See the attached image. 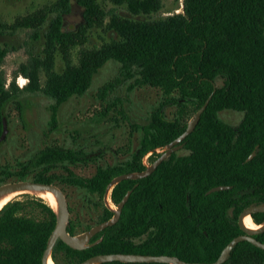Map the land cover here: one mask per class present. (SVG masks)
Masks as SVG:
<instances>
[{
    "label": "trees",
    "instance_id": "trees-1",
    "mask_svg": "<svg viewBox=\"0 0 264 264\" xmlns=\"http://www.w3.org/2000/svg\"><path fill=\"white\" fill-rule=\"evenodd\" d=\"M109 1L115 7L107 9L100 0H76L84 21L71 31L64 29V19L71 12L72 0H56L17 16L12 23L0 20V34L27 30L35 40L44 38L43 55H31L9 84L2 64L10 49L0 47V135L2 112L6 113L8 105L14 103L23 116L25 92H43L53 100L51 122L56 124L60 107L84 96L100 70L116 62L119 74L116 81L101 87L102 99L120 84H126L128 92L144 86L161 92L147 120L133 126L140 133L133 151V162L139 166L101 165L92 177H82L70 167L98 158H88L93 152L49 145L26 161L18 160V171L0 167L5 176L0 184L11 177L28 179L34 173L35 181H60L76 187L87 202L97 195L103 198L114 177L145 169L142 156L181 135L190 117L213 93L214 83L223 79L195 130L185 139L190 153L198 156L185 160L194 166L176 173L162 164L145 178L121 181L111 192L115 204L133 190L119 221L97 234L92 247L77 250L58 240L52 252L55 261L61 256L64 264L108 253L214 262L234 237L243 234L238 226L241 211L264 202V0H184L183 13L158 19L150 15L162 8V0ZM116 7L125 8L128 14ZM95 30L115 36L91 44ZM57 57L64 62L62 71L56 70ZM19 75L28 78L26 86L17 85ZM167 106L176 108L172 119L162 112ZM226 108L244 112L238 125L220 118L219 111ZM256 146L259 151L247 160ZM57 169L63 173L57 175ZM220 185L232 188L207 193ZM28 208L29 202L15 200L0 211V264H42L55 214L39 200L32 208L43 217L19 215ZM112 216L113 211L105 207L99 222ZM253 219L263 223L264 212L254 214ZM76 227L70 220L68 231L74 234ZM256 238L264 242V232ZM223 264H264V249L242 241Z\"/></svg>",
    "mask_w": 264,
    "mask_h": 264
},
{
    "label": "rangeland",
    "instance_id": "rangeland-1",
    "mask_svg": "<svg viewBox=\"0 0 264 264\" xmlns=\"http://www.w3.org/2000/svg\"><path fill=\"white\" fill-rule=\"evenodd\" d=\"M54 1L56 0H0V20L12 23L17 16L33 12ZM100 1L107 9L115 7L109 0ZM116 8L119 12L128 14L125 8ZM183 12L184 0H162V8L150 15V18L158 19ZM83 21L82 7L77 4L76 0H72L71 12L64 19V29L67 31L76 30L83 24ZM114 36L113 33L95 30L91 35V44L108 41ZM0 47L10 49L2 64V70L6 75L7 84H9L20 65L27 62L31 55H43L44 38L35 40L27 30L1 33ZM77 57L78 51L75 50L74 58ZM63 68L62 58L57 57L56 70L62 71ZM119 71L120 64L108 63L95 76L91 88L84 96L72 98L60 107L56 124L51 122L53 100L43 92L24 93L21 101L23 116H20V109L14 103L8 105L6 116L9 131L6 141L0 147V167L8 168L12 172L18 171V160L26 161L49 145L82 148L88 154L103 150L100 157L92 161H80L70 167L77 175L92 177L98 166L113 163L115 159L132 153L137 148L140 138V133L134 130L133 126L147 120L151 109L159 103L161 92L150 86L128 92L127 85L120 84L105 99H102L99 95L101 87L108 82L116 81ZM28 82V78L24 75L16 77L19 87L26 86ZM222 82L219 79L216 85L220 86ZM175 109V107H168L166 115L172 118ZM219 116L231 125L239 124L243 118L241 113L232 110H223ZM55 173L61 175L63 170L57 169ZM33 177L34 173L28 179L32 180ZM16 180H18L16 177H11L5 182ZM56 183L66 194L71 210L70 220L76 224V231L82 232L88 227L96 225L104 208L107 207L105 198L97 195L87 202L84 194L76 187L60 181H56ZM15 200L29 202L30 208L27 213L36 217H43L42 212L32 208L37 207L39 200L51 207L48 201L30 193H21L10 202ZM108 204L116 209L111 193L108 197ZM229 214L231 218L235 217L233 210H230ZM57 261L53 258L55 264H64L61 256L57 257Z\"/></svg>",
    "mask_w": 264,
    "mask_h": 264
},
{
    "label": "water",
    "instance_id": "water-1",
    "mask_svg": "<svg viewBox=\"0 0 264 264\" xmlns=\"http://www.w3.org/2000/svg\"><path fill=\"white\" fill-rule=\"evenodd\" d=\"M217 89V85L214 83V91L208 97L206 102L202 105V107L189 119L185 131L177 137L174 141L168 143L163 148L162 155L151 165L147 166V168L140 172H129L124 173L119 176L113 178L110 183L107 185L104 198L107 203V207L113 211V216L103 222H100L93 227L89 228L88 230L78 233V234H71L67 227L70 222V209L68 200L66 197L65 192L57 183H45L39 182L30 179L24 180H16V181H9L5 182L0 185V198L11 194V193H25L28 191H40L45 194H49L54 199V205L51 206L54 214H55V226L52 230L48 241L46 249L42 255V264H48L49 259L53 261L52 252L58 240H62L68 246L73 249L83 250L89 247L94 246L96 242H90V240L102 232L109 226L115 225L122 214L123 208L127 203L132 190H129L122 200L116 204V209L111 208L108 204V197L109 194L112 192V189L121 181L123 180H139L151 175L158 165L167 158L172 152L176 151L177 149L181 148V142L184 141L196 128L197 124L200 121V118ZM2 133L0 135V147L4 144L7 138V134L9 131L7 116L5 111L2 112ZM259 151V146H256L254 151L250 154L247 160H251L257 152ZM231 186L227 185H220L211 188L207 193L231 189ZM4 208V207H3ZM264 212V202L259 204H254L251 206L246 207L241 211L238 216V226L242 230L243 234L234 237L222 250L220 256L217 258L216 261L211 263H202V262H187L185 260L180 259L177 256L172 255H151V254H136V253H108V254H98L87 258L84 261H81L77 264H103L113 261H118L122 263H167V264H223L228 259L229 255L231 254L232 250L236 247V245L242 241H249L256 247L264 249V242L258 240L256 235L264 232V222L261 224H256L253 219V215L256 213H263ZM250 216L253 222L258 225L259 227L256 229L248 228L244 220Z\"/></svg>",
    "mask_w": 264,
    "mask_h": 264
},
{
    "label": "flooded vegetation",
    "instance_id": "flooded-vegetation-1",
    "mask_svg": "<svg viewBox=\"0 0 264 264\" xmlns=\"http://www.w3.org/2000/svg\"><path fill=\"white\" fill-rule=\"evenodd\" d=\"M222 81H223V79H221ZM222 83H224V81L222 82ZM170 108V107H175V106H167V107H165L163 110H162V112L165 114V117L167 118V119H172V118H174V116H175V113H174V116L172 117V118H169L167 115H166V110H167V108ZM223 110H232V111H234V112H236V113H241L243 116H244V112L243 111H238V110H233V109H228V108H226V109H223ZM223 110H221V111H223ZM221 111H219V113L221 112ZM191 118V117H190ZM243 119V118H242ZM189 121V120H188ZM241 122V121H240ZM188 123V122H187ZM238 125V124H237ZM187 126V125H186ZM180 136V135H179ZM178 136V137H179ZM177 138V137H176ZM175 138V139H176ZM174 139V140H175ZM174 140H172V141H174ZM171 141V142H172ZM170 143V142H169ZM182 146H181V148H179V149H177L176 151H174V152H172L170 155H168L167 156V158L165 159V160H163L159 165H158V167L160 166V165H162V164H164V166L167 168V169H170V171L171 172H176V173H178V172H183L185 169H187V168H189V167H192V166H194V165H192V164H190V163H187L185 160L186 159H189V158H197L198 156H195V155H192L191 153H190V151H189V149L187 148V146H186V141L184 140V141H182L181 143H180ZM167 145V144H166ZM163 148H164V146L163 147H158V148H155V149H153V150H151L150 152H148L147 154H145L144 156H142L141 157V163L145 166V169L147 168V166H149V165H151L153 162H155L161 155H162V153H163ZM160 150H162L161 152H160ZM103 153V150H99V151H97V152H93L92 154H90L89 156H88V158H93V157H100L101 156V154ZM136 158V155L132 152V153H130L129 155H125L123 158H120V159H115L114 160V162L113 163H110V164H106V165H108V166H110V167H114V166H122V167H125V166H127V165H130V166H139V163L138 164H136V163H134L133 162V160ZM129 161H132L130 164H129ZM157 167V168H158ZM157 168H156V170H157ZM145 169H143V170H145ZM143 170H141V171H143ZM155 170V171H156ZM154 171V172H155ZM134 172H140V171H134ZM0 175H1V180H0V182L1 181H3V179H4V174H1L0 173ZM119 176V175H118ZM115 178V177H114ZM69 204V203H68ZM69 209H70V206H69ZM28 212V209L27 210H24V211H21V212H19V215H25V216H27V217H31V215L30 214H28L27 213ZM70 214H71V210H70ZM103 222V221H102ZM98 223H100L99 222V220H98ZM97 223V224H98ZM88 230V229H87ZM86 231V230H85ZM82 232H84V231H82ZM78 233H81V232H75L74 234H78ZM95 237V236H94ZM93 237V238H94ZM92 238V239H93ZM91 239V240H92ZM91 240H90V242H91ZM0 254H3V252H0ZM3 256V255H2ZM52 257H53V254H52ZM57 262V261H56Z\"/></svg>",
    "mask_w": 264,
    "mask_h": 264
},
{
    "label": "bare ground",
    "instance_id": "bare-ground-1",
    "mask_svg": "<svg viewBox=\"0 0 264 264\" xmlns=\"http://www.w3.org/2000/svg\"><path fill=\"white\" fill-rule=\"evenodd\" d=\"M25 193H30V194L36 195L38 197H41V198L45 199L46 201H48L51 204V206L54 205V199L49 194H45V193L40 192V191H28V192H25ZM19 194L20 193H11V194H8V195H5V196L1 197L0 198V211L3 209V207L7 203H9L12 199H14ZM244 223H245V225L248 228H251V229H256V228L259 227L258 225H256L253 222V220H252V218L250 216H248L247 218H245ZM48 264H55V263L51 259H49Z\"/></svg>",
    "mask_w": 264,
    "mask_h": 264
}]
</instances>
